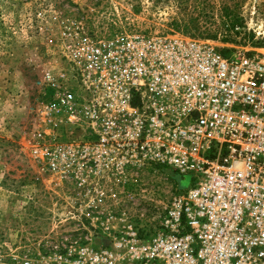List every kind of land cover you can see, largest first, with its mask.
<instances>
[{
    "label": "built area",
    "instance_id": "1",
    "mask_svg": "<svg viewBox=\"0 0 264 264\" xmlns=\"http://www.w3.org/2000/svg\"><path fill=\"white\" fill-rule=\"evenodd\" d=\"M264 2V0H263ZM254 45L224 55L180 34L64 31L66 74L47 73L41 110L53 173L83 183L153 167L194 174L156 234L84 249L86 264H264V18ZM61 132V133H60ZM42 137V135L40 134ZM29 264V263H26Z\"/></svg>",
    "mask_w": 264,
    "mask_h": 264
},
{
    "label": "rangeland",
    "instance_id": "2",
    "mask_svg": "<svg viewBox=\"0 0 264 264\" xmlns=\"http://www.w3.org/2000/svg\"><path fill=\"white\" fill-rule=\"evenodd\" d=\"M254 8L258 32L263 0H0V264H86L84 249L156 234L173 198L198 181L143 167L104 179L100 190L98 180L46 167L40 150L54 144V129L41 116L51 92L44 78L68 71L69 23L180 34L228 56L258 41L247 26Z\"/></svg>",
    "mask_w": 264,
    "mask_h": 264
}]
</instances>
